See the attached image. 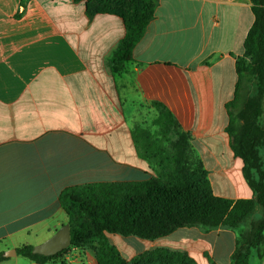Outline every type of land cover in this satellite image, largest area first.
Listing matches in <instances>:
<instances>
[{
	"label": "crops",
	"instance_id": "crops-1",
	"mask_svg": "<svg viewBox=\"0 0 264 264\" xmlns=\"http://www.w3.org/2000/svg\"><path fill=\"white\" fill-rule=\"evenodd\" d=\"M155 1L132 60L112 72L108 61L125 34L120 18L88 15L83 1L0 0V252L39 245L68 224L58 199L65 187L156 177L157 160L140 148L142 127L152 134L144 145L158 143L155 103L189 134L214 195L252 198L225 130L250 2ZM105 236L125 260L167 247L209 264L227 240L228 264L234 247L222 228H179L152 241ZM63 259L97 264L86 246L69 247ZM2 264L34 263L16 254ZM249 264L264 258L253 253Z\"/></svg>",
	"mask_w": 264,
	"mask_h": 264
},
{
	"label": "trees",
	"instance_id": "trees-1",
	"mask_svg": "<svg viewBox=\"0 0 264 264\" xmlns=\"http://www.w3.org/2000/svg\"><path fill=\"white\" fill-rule=\"evenodd\" d=\"M74 1H83L88 15H113L122 20L125 34L108 61L112 72H118L132 60V49L152 20L156 1ZM249 2L253 22L243 42V53L235 59L236 82L233 97L225 105V130L230 149L243 162L242 173L252 198L231 200L214 195L205 169L192 155L189 134L155 103V125L167 146H159L160 139L157 145H144L145 137L152 135L141 131L140 148L146 157L157 160V176L65 187L58 199L68 217L69 247H89L97 264H197L187 252L167 247L125 260L105 234L152 241L179 228L197 227L204 232L222 228L234 234L228 264H249L253 253L258 260L264 258V162L260 155L264 149V0ZM23 7L22 2L16 17L22 15ZM171 133L174 139L169 137ZM69 247L53 256H42L27 245L17 248L16 254L34 264H66L63 254ZM8 259L0 252V264ZM208 262L216 264L211 258Z\"/></svg>",
	"mask_w": 264,
	"mask_h": 264
},
{
	"label": "water",
	"instance_id": "water-1",
	"mask_svg": "<svg viewBox=\"0 0 264 264\" xmlns=\"http://www.w3.org/2000/svg\"><path fill=\"white\" fill-rule=\"evenodd\" d=\"M70 229L69 225L61 226L50 238L43 243L33 247L34 254L42 256H53L70 246ZM3 256L11 258L16 256L15 249H9L3 252Z\"/></svg>",
	"mask_w": 264,
	"mask_h": 264
},
{
	"label": "rangeland",
	"instance_id": "rangeland-1",
	"mask_svg": "<svg viewBox=\"0 0 264 264\" xmlns=\"http://www.w3.org/2000/svg\"><path fill=\"white\" fill-rule=\"evenodd\" d=\"M140 129L144 132V127L140 128ZM154 129H155L154 137H157V139L162 140V142L159 143L160 144L159 146H161V145L167 146V143H165V141H163V139L159 136L158 128L155 125V123H154ZM147 132H149V131H147ZM169 137L171 139H174L175 138V135L173 133H171V134H169ZM260 155H261V157L263 159V162H264V149H261ZM242 226H243V224L240 227H242ZM230 246H231L230 242H228L227 240H224L223 243H222V251H221V254L218 255V256L216 255L212 260L214 262H216V264H226L225 263V253H226V251H228L230 249Z\"/></svg>",
	"mask_w": 264,
	"mask_h": 264
},
{
	"label": "built area",
	"instance_id": "built-area-1",
	"mask_svg": "<svg viewBox=\"0 0 264 264\" xmlns=\"http://www.w3.org/2000/svg\"><path fill=\"white\" fill-rule=\"evenodd\" d=\"M58 264H62V263H58Z\"/></svg>",
	"mask_w": 264,
	"mask_h": 264
}]
</instances>
